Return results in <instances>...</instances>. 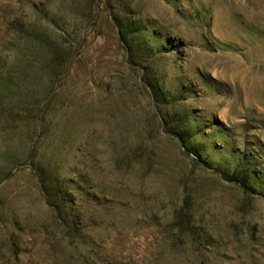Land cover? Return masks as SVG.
<instances>
[{
    "label": "rangeland",
    "instance_id": "1",
    "mask_svg": "<svg viewBox=\"0 0 264 264\" xmlns=\"http://www.w3.org/2000/svg\"><path fill=\"white\" fill-rule=\"evenodd\" d=\"M0 264H264V0H0Z\"/></svg>",
    "mask_w": 264,
    "mask_h": 264
},
{
    "label": "trees",
    "instance_id": "2",
    "mask_svg": "<svg viewBox=\"0 0 264 264\" xmlns=\"http://www.w3.org/2000/svg\"><path fill=\"white\" fill-rule=\"evenodd\" d=\"M224 176H226L229 180L236 181L239 184H241L245 188H252L246 181V179L243 177H240L236 174L227 175V173H224ZM44 191L48 200V203L55 209L58 210L61 214L66 212L67 214H71L70 209L71 207H67L70 203V200L68 198L69 194L68 191L62 190V187L58 185L56 182H52V184L44 183ZM66 220H70L72 223L75 221L74 217L71 218L70 215H66Z\"/></svg>",
    "mask_w": 264,
    "mask_h": 264
}]
</instances>
